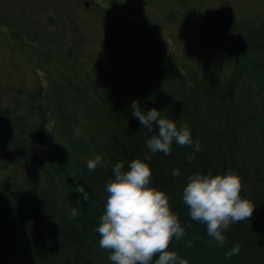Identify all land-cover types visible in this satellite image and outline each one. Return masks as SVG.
<instances>
[{"label":"trees","instance_id":"16d2710c","mask_svg":"<svg viewBox=\"0 0 264 264\" xmlns=\"http://www.w3.org/2000/svg\"><path fill=\"white\" fill-rule=\"evenodd\" d=\"M101 1L0 0V264H112L95 231L105 186L154 134L133 101L192 134V147L146 161L151 186L192 225L170 250L188 264H264V0L249 13L256 0ZM117 7L146 22H122ZM156 24L183 40L180 56ZM96 155L103 166L89 171ZM229 171L256 207L219 245L182 192L195 172Z\"/></svg>","mask_w":264,"mask_h":264},{"label":"clouds","instance_id":"9594fccd","mask_svg":"<svg viewBox=\"0 0 264 264\" xmlns=\"http://www.w3.org/2000/svg\"><path fill=\"white\" fill-rule=\"evenodd\" d=\"M130 108L141 126L154 134L145 141L149 152L144 159H133L127 169L123 163H116L112 169L114 178L105 186L106 205L95 229L100 237L99 246L110 253L108 258L112 264H188L185 258L170 250V244L173 239L185 237L186 227L192 225L182 224L166 192L151 186L152 171L146 161L156 153L170 155L173 143L192 147L190 128L187 124L177 126L172 119L162 117L159 109L145 111L138 101H133ZM194 147L195 151L200 150L198 141ZM103 163L102 156L96 155L87 161V168L95 171ZM179 175L180 170L174 169L172 176ZM242 187L241 177L232 171L215 175L195 172L183 187L182 202L188 208L190 219L205 225L208 236L219 245L226 242L224 233L232 224L252 218L256 206L241 195ZM77 214L73 207L71 216L75 218ZM239 253L237 243L226 253V258Z\"/></svg>","mask_w":264,"mask_h":264},{"label":"rangeland","instance_id":"374dc122","mask_svg":"<svg viewBox=\"0 0 264 264\" xmlns=\"http://www.w3.org/2000/svg\"><path fill=\"white\" fill-rule=\"evenodd\" d=\"M92 1V0H91ZM100 6H103V7H108L106 4L105 6L103 5V2L101 0H96ZM251 1V0H250ZM261 2L262 0H256V2L254 3L253 1V6H250L249 9L246 10L247 13L249 12H253V11H257L262 7L261 5ZM93 3V2H92ZM118 8V7H117ZM130 8L128 7H119L117 9V11H114L113 13L119 17V19L124 22L126 20H129V19H135L136 21H139V22H146L143 18L140 17L139 14H137L136 12H132L129 11ZM149 23V22H147ZM151 26H153V24L149 23ZM156 29L157 31L160 33V36L162 38V40L164 41V43L166 44V46L168 47L169 51H172L175 55L177 56H180L181 53H183V45H182V39L176 37L175 35H173L171 32H169L168 30L164 29L160 24H156ZM185 42H186V39H185ZM3 58V54L1 53L0 51V59ZM8 57L5 59L7 60ZM23 76H24V73H23ZM25 78V77H24ZM29 77L27 78L26 76V82H28L29 80Z\"/></svg>","mask_w":264,"mask_h":264}]
</instances>
